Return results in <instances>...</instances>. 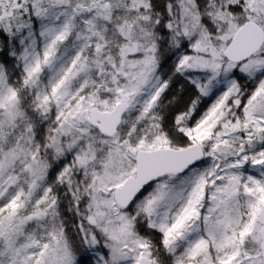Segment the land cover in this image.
<instances>
[{
	"label": "snow or ice",
	"instance_id": "6c2138e0",
	"mask_svg": "<svg viewBox=\"0 0 264 264\" xmlns=\"http://www.w3.org/2000/svg\"><path fill=\"white\" fill-rule=\"evenodd\" d=\"M0 264H264V0H0Z\"/></svg>",
	"mask_w": 264,
	"mask_h": 264
}]
</instances>
